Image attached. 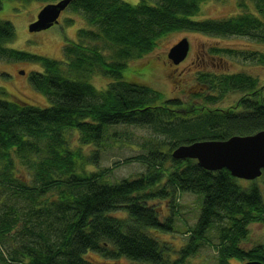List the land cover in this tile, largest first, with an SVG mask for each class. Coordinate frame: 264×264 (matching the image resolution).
<instances>
[{
	"label": "trees",
	"instance_id": "obj_1",
	"mask_svg": "<svg viewBox=\"0 0 264 264\" xmlns=\"http://www.w3.org/2000/svg\"><path fill=\"white\" fill-rule=\"evenodd\" d=\"M206 1L139 0L136 5L121 0L72 1L69 6L82 11L96 29L78 30V41L103 43L113 50L111 62L94 47L75 42L63 47V61L7 49L14 28L0 20V57L40 64L43 71L31 72L28 81L49 104L40 108L0 99V243H9L8 257L0 251V264H108L121 259L136 264H185L210 240L212 231L218 234L216 264H264V243L247 251L240 247L249 225L264 227V195L259 186L253 181L241 185L242 180L225 169L207 171L194 160L171 157L180 145L264 131V88L257 90L251 77L226 75L219 93L238 91L243 97L232 108L204 114L187 103L178 106L177 99L152 105L148 97L153 91L148 86L123 80L130 59L148 54L172 32L218 37L264 34V0H249L263 22L252 14L223 21L193 20ZM245 1L239 0V7ZM261 60L264 64V56ZM65 65L74 78L63 75ZM95 67L117 83L99 93L78 77ZM206 77L202 73L197 79L201 83ZM206 101L214 98L207 96ZM169 107L181 109L188 118L173 122L179 113L173 116ZM116 125L158 126L171 144L137 158L146 166L137 179L110 184L101 172L87 171L86 166L95 162L80 151L64 148L61 137L71 129L81 134V144L99 145L106 127ZM20 163L30 166L28 172ZM256 180L264 190V170ZM180 194L198 196L200 205L194 225L185 231L187 241L176 249L160 235L175 231L173 202ZM154 200L168 204L167 217L161 219L159 207L149 204Z\"/></svg>",
	"mask_w": 264,
	"mask_h": 264
},
{
	"label": "rangeland",
	"instance_id": "obj_2",
	"mask_svg": "<svg viewBox=\"0 0 264 264\" xmlns=\"http://www.w3.org/2000/svg\"><path fill=\"white\" fill-rule=\"evenodd\" d=\"M131 5L138 4L139 0H121ZM42 2L40 0H1L0 20L7 21L14 28V39L5 44L10 50L19 51L28 55L38 56L49 60L63 61L62 50L71 42L79 43L87 48L94 47L107 62H111L113 50L101 42L88 39L78 41V30L96 32L80 11H74L68 6L60 15L58 22L48 29L38 32H29L28 26L35 21L37 14L46 4L57 3ZM246 14H254L253 6L249 0L239 7V0H208L200 5L198 15L192 19L195 21L213 19L223 21L229 18ZM259 18L257 15H255ZM260 19V18H259ZM261 20V19H260ZM261 22H263L261 20ZM257 37L230 35L225 37L208 36L201 33L177 31L160 38L151 52L146 55L130 59L123 72V80L148 86L153 91L148 97L152 105L177 99L180 104H189L193 108L207 111H219L232 108L242 98L243 92L225 91L219 93L218 88L226 75L240 74L256 80V89L264 88V64L261 60L264 56V34L256 31ZM186 38L189 44L187 57L179 66L172 64L167 59L169 49ZM218 49V53H216ZM230 50V51H228ZM215 51V52H214ZM263 55V56H262ZM172 64V66H171ZM177 66V68H174ZM42 67L37 62L29 60H14L0 57V99L12 102L19 100L30 106L47 107L48 101L41 93L33 90L28 78L31 72H42ZM204 73L206 80L199 83L198 75ZM65 77L74 78L70 68L63 67ZM84 82L90 84L96 92H104L110 84L117 83L112 78L104 76L99 68L95 67L84 76L78 75ZM132 80V81H131ZM209 86V91L205 90ZM214 88V89H213ZM205 90V92H202ZM158 94L161 97L158 98ZM207 96H212L214 101H206ZM264 98V90L261 92ZM195 106V107H194ZM179 108L169 107L170 113L178 112L173 122H178L185 117ZM239 112L240 110H236ZM201 111L198 112L200 114ZM193 116V115H189ZM202 116V115H198ZM197 116V117H198ZM64 148L72 151H80L86 160L95 162L86 166L89 172H101L104 179L115 184L122 180L137 179L146 171V166L137 161L139 156L147 154L148 150L157 146L166 145L168 149L171 139L160 133L158 126H128L116 125L106 127L104 136L99 145L81 144V134L71 129L62 132ZM94 160V161H93ZM25 172L30 166L22 165ZM19 164V166H20ZM169 168V162L164 164ZM31 177L30 174H27ZM241 180V179H240ZM239 180V181H240ZM250 181L242 180L241 185H247ZM264 195L260 181L253 180ZM10 193V191L5 190ZM14 199L9 200L12 204ZM149 204L159 207L161 219L167 217L169 210L163 201L154 200ZM174 229L173 234L160 235L163 240L170 242L176 249L187 241L185 231L192 227L198 217L200 198L189 194H180L174 198ZM17 207L18 205H14ZM248 237L241 242L242 250H249L264 243V227L260 223L248 226ZM216 231L209 234L210 240L199 250L198 254L189 258L185 264H216ZM8 257L9 243L1 241L0 251ZM3 258V255L0 253ZM97 261L98 256L93 255ZM108 264H136L121 259L108 262ZM232 264H239L232 262Z\"/></svg>",
	"mask_w": 264,
	"mask_h": 264
},
{
	"label": "water",
	"instance_id": "obj_3",
	"mask_svg": "<svg viewBox=\"0 0 264 264\" xmlns=\"http://www.w3.org/2000/svg\"><path fill=\"white\" fill-rule=\"evenodd\" d=\"M72 1L74 0H60L45 5L37 14L36 20L29 24L28 31L38 32L56 24L60 14ZM188 50V41L183 38L169 49L167 59L178 65L185 60ZM171 157L174 160H194L207 171L225 169L234 178L253 181L264 170V131L248 136H232L223 141L205 140L180 145L171 152Z\"/></svg>",
	"mask_w": 264,
	"mask_h": 264
},
{
	"label": "flooded vegetation",
	"instance_id": "obj_4",
	"mask_svg": "<svg viewBox=\"0 0 264 264\" xmlns=\"http://www.w3.org/2000/svg\"><path fill=\"white\" fill-rule=\"evenodd\" d=\"M61 15V14H60ZM59 19V18H58ZM36 20V19H35ZM34 22V21H33ZM180 64V63H179ZM179 64L177 65V66H179ZM171 66H172V64H171ZM177 66H174V68H177Z\"/></svg>",
	"mask_w": 264,
	"mask_h": 264
}]
</instances>
